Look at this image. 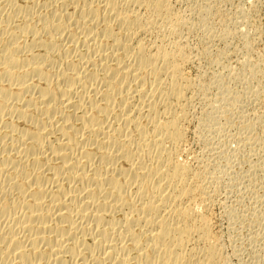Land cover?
<instances>
[{"label": "bare ground", "instance_id": "obj_1", "mask_svg": "<svg viewBox=\"0 0 264 264\" xmlns=\"http://www.w3.org/2000/svg\"><path fill=\"white\" fill-rule=\"evenodd\" d=\"M172 1L0 0V264L226 262L192 206L213 181L175 157L182 30L213 11Z\"/></svg>", "mask_w": 264, "mask_h": 264}, {"label": "rangeland", "instance_id": "obj_2", "mask_svg": "<svg viewBox=\"0 0 264 264\" xmlns=\"http://www.w3.org/2000/svg\"><path fill=\"white\" fill-rule=\"evenodd\" d=\"M237 1H172L193 23L200 5L213 11L207 30H182L193 57L184 72L194 87L175 157L193 170L205 167L213 181L211 202L198 196L192 206L224 264H264V0Z\"/></svg>", "mask_w": 264, "mask_h": 264}]
</instances>
